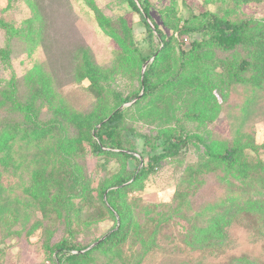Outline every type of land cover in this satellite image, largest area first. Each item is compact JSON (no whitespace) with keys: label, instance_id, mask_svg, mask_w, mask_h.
<instances>
[{"label":"rangeland","instance_id":"rangeland-1","mask_svg":"<svg viewBox=\"0 0 264 264\" xmlns=\"http://www.w3.org/2000/svg\"><path fill=\"white\" fill-rule=\"evenodd\" d=\"M148 3L151 17L168 34L161 17L169 5L181 18L206 10L230 20L264 17V0ZM0 19L21 30V36L9 39L6 27H0V89L15 81L24 99L28 73L38 64L54 92L39 117L64 123L38 141L20 139L19 132L0 151V264H68L65 258L57 262L53 250L61 239L90 247L119 221L106 209L108 192L134 226L114 254L95 250L89 264H239L240 256L264 264V216L259 213H239L226 227L229 240L220 247L192 250L185 239L190 224H206V206L227 202L231 195L224 172L205 161V146L195 136L211 144L249 133L260 148L247 152L264 163V84L254 87L223 75L224 84L211 88L200 80L202 74L218 80V59L227 54L207 48L203 58L189 61L176 83L131 104L123 101L140 88L144 65L138 57L150 54L159 42H148L146 28L127 0H0ZM185 36L182 47L187 49L197 35ZM116 37L131 50L124 51ZM184 58L174 44L155 63L153 79L172 76L188 60ZM86 64L106 72L98 85L83 76ZM62 106L72 114L69 120L59 112ZM118 106L129 107L121 128L124 146L127 151L132 146L143 164L154 152L147 141L160 143L164 131L179 129L191 136L186 150L162 160L155 173L143 178L144 187L132 192L116 191L114 183L132 174L135 160L90 149L94 119ZM102 141H108L105 133ZM204 162L210 165L207 171L190 172ZM177 191L185 193L187 204H178Z\"/></svg>","mask_w":264,"mask_h":264},{"label":"trees","instance_id":"trees-1","mask_svg":"<svg viewBox=\"0 0 264 264\" xmlns=\"http://www.w3.org/2000/svg\"><path fill=\"white\" fill-rule=\"evenodd\" d=\"M130 7L139 15L143 22L147 40L153 44V39L157 38L159 44L150 54L146 56L139 55L138 59L142 65H145L144 71L140 74V88L138 91L124 98L123 102L138 103L140 98L151 94H156L163 87L176 83L182 78V70L190 64V60L203 58L207 52L205 49L213 48L226 53L224 59H218L222 67L218 80L209 81L211 78L205 72L202 74L203 82L219 89V83L224 84L222 76L226 79L235 80V82L249 83L251 86L259 87L264 84V17L252 18L244 17L239 20H230L209 10L199 14H191L189 17H178L175 5H169L165 13L163 11L162 24L171 31L168 34L151 17L148 0H127ZM99 17V12L96 9ZM182 21V22H181ZM27 29H30L29 21H26ZM0 27H6L9 39L14 36H21V30L14 28L9 23L0 19ZM108 34H112L106 30ZM174 33L176 35H174ZM186 35H197L188 42L189 47L184 49L182 44ZM120 40V37H116ZM188 40V39H187ZM187 40L185 42H187ZM124 51H130L131 48L123 47L122 41H119ZM179 48L181 57H186L185 64H180L172 76L155 81L153 79L155 72V63L160 60V56L167 52L173 45ZM9 55V51H2ZM152 58V61L148 62ZM83 76L88 77L90 85H98L99 80L104 78L106 72L98 66L86 64L83 67ZM248 71L251 74L247 75ZM29 83L28 94L24 99L18 96V89L15 81H11L6 87L0 89V111L4 113L0 116V151H3L7 142L15 139L21 132L20 139L39 140L55 128L61 129L64 123L56 118L42 120L39 115L45 101H50L54 96L53 89L45 71L38 64L28 73ZM198 80V78L196 79ZM201 82H198L200 84ZM197 87V85H196ZM129 107H116L110 114L98 116L92 124V134L90 149L94 154H105L108 156L130 157L135 160L136 167L132 174L114 183L116 191L132 192L141 190L144 187L143 178L156 172L162 160L168 157L177 156L188 148L191 136L184 134L183 131L166 130L162 134L160 143L147 141L150 149L154 150L147 157V163L143 164L136 154L133 147L124 146L125 140L121 131L122 123L126 109ZM67 120L72 114L64 106L59 108ZM20 116V118H17ZM191 116V115H190ZM198 118L200 117L197 114ZM65 118V117H64ZM66 120V119H65ZM67 124V123H66ZM107 135L108 141H102V134ZM206 149L207 163L215 164L224 172L223 181L228 185L227 202H219L213 206H206L204 209V219L206 224L189 227L185 234L187 245L193 249H203L205 246L220 247L227 243L228 227L239 213H259L264 216V163L261 159L251 157L248 150L257 152L260 148L251 134L237 133L233 140H216L209 144L205 139L195 136ZM198 165L192 172L207 171L205 167L210 165ZM189 172L191 178L193 175ZM105 189L103 190V192ZM174 198L178 199V204L186 203L185 193L176 192ZM57 201L61 198L55 196ZM105 202L107 210L112 216L119 218V221L110 228L103 237L99 238L96 244L87 249L88 246L77 247L70 243L67 238L61 239L53 250L56 253L57 262H63L65 258L68 264H89L94 261L92 252L102 249L105 253L114 254V250L124 243L129 237L133 228V220L127 219V216L121 212L113 199L111 192L106 193ZM183 199V200H182ZM67 203L66 199L61 200ZM62 203V202H58ZM201 215V210L195 214V218ZM181 216L188 218L183 211ZM239 264H261L257 258L240 256L237 258Z\"/></svg>","mask_w":264,"mask_h":264},{"label":"water","instance_id":"water-1","mask_svg":"<svg viewBox=\"0 0 264 264\" xmlns=\"http://www.w3.org/2000/svg\"><path fill=\"white\" fill-rule=\"evenodd\" d=\"M144 69H145V65H144V67H143V70H142V72L144 71ZM98 241H96L94 244H96ZM94 244H92L91 246H93ZM90 246V247H91ZM90 247H88V248H90Z\"/></svg>","mask_w":264,"mask_h":264},{"label":"built area","instance_id":"built-area-1","mask_svg":"<svg viewBox=\"0 0 264 264\" xmlns=\"http://www.w3.org/2000/svg\"><path fill=\"white\" fill-rule=\"evenodd\" d=\"M184 40L186 41V40H187V38L185 37V38H184Z\"/></svg>","mask_w":264,"mask_h":264}]
</instances>
